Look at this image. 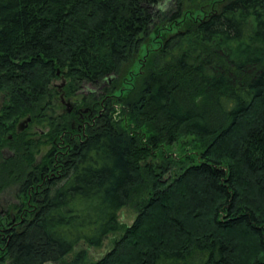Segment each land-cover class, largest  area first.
<instances>
[{
	"label": "trees",
	"instance_id": "trees-1",
	"mask_svg": "<svg viewBox=\"0 0 264 264\" xmlns=\"http://www.w3.org/2000/svg\"><path fill=\"white\" fill-rule=\"evenodd\" d=\"M195 1L0 0V264H264V0Z\"/></svg>",
	"mask_w": 264,
	"mask_h": 264
},
{
	"label": "rangeland",
	"instance_id": "rangeland-1",
	"mask_svg": "<svg viewBox=\"0 0 264 264\" xmlns=\"http://www.w3.org/2000/svg\"><path fill=\"white\" fill-rule=\"evenodd\" d=\"M197 1V0H196ZM195 1V2H196ZM194 2V3H195ZM168 7H170V3H168L167 5H164L163 6V9H167ZM138 70V67H135L134 68V71H137ZM56 87H58V90H62L61 86L63 85V80L62 79H59L55 82L54 84ZM61 87V88H60ZM87 89H85L86 91ZM3 102H4V97L1 95L0 96V107L3 105ZM76 99H72L71 100V103L72 104H77L76 103ZM35 131H40V128L38 127H35L34 128V131L32 132H35ZM37 138V137H36ZM187 140H190V139H187ZM180 146V145H179ZM177 146V145H174L173 146V149L174 151L173 152H176V150L178 149V152H180V147ZM187 149V147H191L190 145H187L185 144L183 147L181 148H185ZM44 149V152L47 150V148L43 147ZM181 153V152H180ZM41 156H38V159H40ZM14 190L10 189V190H7L2 196H1V199H0V212H2L4 210V208H6L8 205L10 204H14L16 203V199H15V194H14ZM119 222L123 225V226H128L130 227L136 217H137V209L132 205H128L127 207H124L120 212H119ZM120 233H117V234H111L110 236H108L102 246L100 247H91V246H88L86 244H80L77 248H76V251L72 254H70L67 259H70L73 255H75V253L79 250H85L88 254V257L90 260L92 261H98L100 260L101 258H103L109 251H111V249L113 248V245H114V242L115 240L119 237Z\"/></svg>",
	"mask_w": 264,
	"mask_h": 264
},
{
	"label": "water",
	"instance_id": "water-1",
	"mask_svg": "<svg viewBox=\"0 0 264 264\" xmlns=\"http://www.w3.org/2000/svg\"><path fill=\"white\" fill-rule=\"evenodd\" d=\"M64 99V98H63ZM64 104L67 105L68 108L71 107V104L70 103H67L65 100H63ZM31 122V118H28L27 120L21 122L19 125H18V131L19 132H23L25 131L28 126H29V123Z\"/></svg>",
	"mask_w": 264,
	"mask_h": 264
}]
</instances>
